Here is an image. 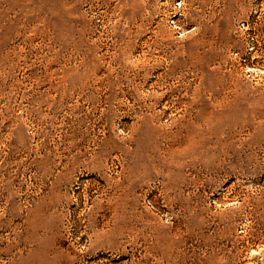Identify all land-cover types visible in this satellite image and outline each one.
<instances>
[{
  "label": "rangeland",
  "instance_id": "obj_1",
  "mask_svg": "<svg viewBox=\"0 0 264 264\" xmlns=\"http://www.w3.org/2000/svg\"><path fill=\"white\" fill-rule=\"evenodd\" d=\"M0 264H264V0H0Z\"/></svg>",
  "mask_w": 264,
  "mask_h": 264
}]
</instances>
